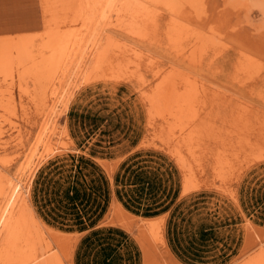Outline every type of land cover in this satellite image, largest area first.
I'll list each match as a JSON object with an SVG mask.
<instances>
[{
	"label": "rangeland",
	"instance_id": "374dc122",
	"mask_svg": "<svg viewBox=\"0 0 264 264\" xmlns=\"http://www.w3.org/2000/svg\"><path fill=\"white\" fill-rule=\"evenodd\" d=\"M40 8L39 32L0 38V264H71L75 235L40 218L31 185L38 168L82 150L112 156L111 174L126 165L143 176L138 191L147 184L151 203L209 242L200 250L209 260L232 251L203 264H264V0ZM104 221L136 235L143 264H182L162 216L114 203Z\"/></svg>",
	"mask_w": 264,
	"mask_h": 264
},
{
	"label": "crops",
	"instance_id": "0c3cea01",
	"mask_svg": "<svg viewBox=\"0 0 264 264\" xmlns=\"http://www.w3.org/2000/svg\"><path fill=\"white\" fill-rule=\"evenodd\" d=\"M42 24L40 0H0V38L32 35L41 30ZM81 152L70 156L69 164L50 160L37 169L31 185V200L40 218L54 230L75 235L71 264H143L136 235L104 221L114 203L134 216H162L167 248L182 264L223 263L229 259L232 251L212 254L210 260L206 254L204 257L200 250H205L209 242H195L194 228L179 222L168 207L160 210L166 203H151L147 184L142 186L143 193L138 191L136 181L143 176L129 174L126 165L123 171L120 168L111 174L103 162L112 161V156Z\"/></svg>",
	"mask_w": 264,
	"mask_h": 264
},
{
	"label": "bare ground",
	"instance_id": "6f19581e",
	"mask_svg": "<svg viewBox=\"0 0 264 264\" xmlns=\"http://www.w3.org/2000/svg\"><path fill=\"white\" fill-rule=\"evenodd\" d=\"M20 62V61H19ZM62 98V97H61ZM59 103V102H58ZM51 109H52V106H51ZM50 109V110H51ZM51 113L49 112L46 116H45V119H44V121L42 122V124H41V130L39 131L40 132V137H38V142H40L41 141V139H43L44 138V136H46L47 135V129H50V127H49V125L52 123V121H51V119H50V115ZM53 117V116H52ZM51 133H52V131H51ZM50 133V134H51ZM50 134H48V138L47 139H49V136H50ZM44 135V136H43ZM43 136V137H42ZM43 142V141H42ZM48 142V141H47ZM40 144V143H39ZM42 145V144H41ZM44 149H45V152H46V154H48V153H50V152H53L54 151V148H53V146H52V144H49V143H45V145H44ZM55 155V154H54ZM51 157V156H50ZM11 181V180H10ZM12 185V184H11ZM21 186H19V185H17L16 187H15V191H14V193L15 192H17V191H19V188H20ZM15 197H16V195H15ZM7 202H9V201H7ZM4 206V205H3ZM10 207V205H7V207H6V209L4 210V212H3V215H2V224L4 223V221L6 220V217H7V215H8V213H9V210H8V208ZM12 209V208H11ZM15 209V208H14ZM14 211V210H13ZM1 224V223H0ZM46 232V231H45ZM47 233V232H46Z\"/></svg>",
	"mask_w": 264,
	"mask_h": 264
}]
</instances>
